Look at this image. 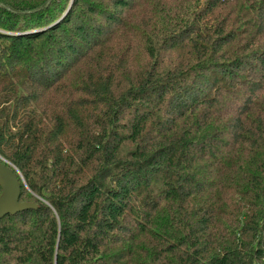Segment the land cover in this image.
Instances as JSON below:
<instances>
[{"label":"trees","instance_id":"1","mask_svg":"<svg viewBox=\"0 0 264 264\" xmlns=\"http://www.w3.org/2000/svg\"><path fill=\"white\" fill-rule=\"evenodd\" d=\"M0 157L1 264H264V0H0Z\"/></svg>","mask_w":264,"mask_h":264},{"label":"water","instance_id":"2","mask_svg":"<svg viewBox=\"0 0 264 264\" xmlns=\"http://www.w3.org/2000/svg\"><path fill=\"white\" fill-rule=\"evenodd\" d=\"M21 175L10 163L0 157V221L23 211L36 209L32 203H22ZM1 264V263H0Z\"/></svg>","mask_w":264,"mask_h":264}]
</instances>
